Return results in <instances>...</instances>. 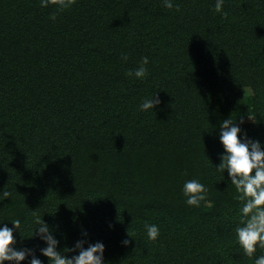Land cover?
I'll return each instance as SVG.
<instances>
[{"label":"trees","instance_id":"obj_1","mask_svg":"<svg viewBox=\"0 0 264 264\" xmlns=\"http://www.w3.org/2000/svg\"><path fill=\"white\" fill-rule=\"evenodd\" d=\"M174 2L76 0L53 21L39 0H0V221L19 219L15 246L44 264L37 217L59 225L61 250L86 229L106 264H254L214 166L223 120L264 141V0H225L226 15L215 0ZM145 56L147 77L129 76ZM194 178L208 189L199 207L182 192Z\"/></svg>","mask_w":264,"mask_h":264},{"label":"clouds","instance_id":"obj_2","mask_svg":"<svg viewBox=\"0 0 264 264\" xmlns=\"http://www.w3.org/2000/svg\"><path fill=\"white\" fill-rule=\"evenodd\" d=\"M75 2L76 0H39V6L54 7L55 11L50 14V18L55 21L59 13L71 9ZM224 3L225 0H215L216 13L226 15L223 10ZM163 4L168 9L179 10V4L174 0H163ZM122 59L127 60V55H123ZM148 63V57H143L140 66L134 71L130 70L128 75L136 79H145L148 75L146 67ZM160 103L156 94L149 95L142 98L139 110L143 112L154 110ZM236 119L230 117L220 124L218 138L224 151L221 153V162L214 168L223 174V180L226 179L224 171L227 170V179L235 187L238 194L236 199L241 202L238 222L234 228L239 247L244 255L253 258L254 264H264V254L255 255L258 248L264 249V141L249 137L241 127L245 122L244 118L241 117L239 123ZM182 192L188 206L199 207L200 203L206 200L208 189L199 179L194 178L185 180ZM10 197L11 193L4 191L0 194V201ZM4 221H0V264H5V261L10 264H21L23 261H27V264H44L34 249L15 246L13 233L20 230L21 221L10 219L8 221L11 222V226ZM33 223L29 238H38L43 243L44 246L39 248V252L48 258V264H106L104 259L106 245L103 241L91 242L87 239L86 229H81L83 238L77 239L73 246H65L61 250L60 240L55 235L59 225L51 226L40 217ZM144 228L148 240L155 241L159 237L158 225L146 223ZM130 238L134 237L128 232L121 241L122 245H130L132 243ZM69 252L72 255H66Z\"/></svg>","mask_w":264,"mask_h":264}]
</instances>
